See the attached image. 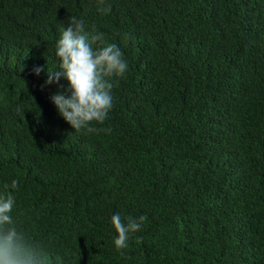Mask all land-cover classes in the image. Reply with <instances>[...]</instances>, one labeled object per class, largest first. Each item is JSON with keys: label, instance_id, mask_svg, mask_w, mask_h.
Returning <instances> with one entry per match:
<instances>
[{"label": "trees", "instance_id": "trees-1", "mask_svg": "<svg viewBox=\"0 0 264 264\" xmlns=\"http://www.w3.org/2000/svg\"><path fill=\"white\" fill-rule=\"evenodd\" d=\"M102 7L0 0V198L14 197L20 255L32 264H264V0ZM71 17L128 65L110 78L113 106L94 132L58 114L56 85L41 89L59 70L56 43ZM117 213L125 224L147 216L120 250Z\"/></svg>", "mask_w": 264, "mask_h": 264}, {"label": "clouds", "instance_id": "clouds-1", "mask_svg": "<svg viewBox=\"0 0 264 264\" xmlns=\"http://www.w3.org/2000/svg\"><path fill=\"white\" fill-rule=\"evenodd\" d=\"M98 10L103 12L104 0H96ZM99 42L97 47H93ZM103 45V34H97L93 27L91 32L85 30V22L70 18L69 25L62 31L56 43L55 53L60 60L59 70L48 71L47 79L41 89L51 85L57 86L55 94L50 96L58 114L74 129V131H97L91 127L92 122L102 124L112 108L110 94L111 77H122L128 65L122 51L114 44ZM39 75L43 68H34ZM61 79L68 82L67 87L60 83ZM17 111H21L19 108ZM18 181H12L15 189ZM11 192L0 198V264H32L30 258L20 255L19 236L10 215L14 206ZM146 215L138 218L127 217L122 221L120 214L111 217V224L118 234L114 243L117 250L127 247L130 233L139 231Z\"/></svg>", "mask_w": 264, "mask_h": 264}]
</instances>
